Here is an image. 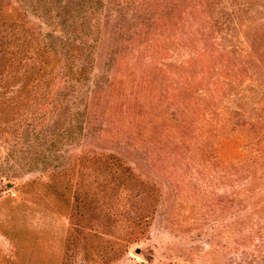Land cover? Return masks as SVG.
I'll list each match as a JSON object with an SVG mask.
<instances>
[{
    "label": "rangeland",
    "instance_id": "obj_1",
    "mask_svg": "<svg viewBox=\"0 0 264 264\" xmlns=\"http://www.w3.org/2000/svg\"><path fill=\"white\" fill-rule=\"evenodd\" d=\"M0 264H264V0H0Z\"/></svg>",
    "mask_w": 264,
    "mask_h": 264
},
{
    "label": "trees",
    "instance_id": "obj_2",
    "mask_svg": "<svg viewBox=\"0 0 264 264\" xmlns=\"http://www.w3.org/2000/svg\"><path fill=\"white\" fill-rule=\"evenodd\" d=\"M4 70V69H3ZM213 102H215V101H217L218 100V98L215 96V95H211V98H210ZM194 126V122H192V121H189V122H187V121H185L184 122V126ZM5 180H7L8 181V179H5Z\"/></svg>",
    "mask_w": 264,
    "mask_h": 264
},
{
    "label": "water",
    "instance_id": "obj_3",
    "mask_svg": "<svg viewBox=\"0 0 264 264\" xmlns=\"http://www.w3.org/2000/svg\"><path fill=\"white\" fill-rule=\"evenodd\" d=\"M8 186L10 187V184Z\"/></svg>",
    "mask_w": 264,
    "mask_h": 264
}]
</instances>
